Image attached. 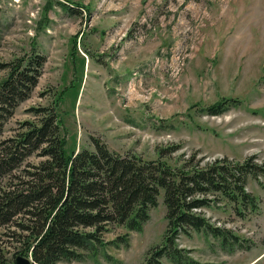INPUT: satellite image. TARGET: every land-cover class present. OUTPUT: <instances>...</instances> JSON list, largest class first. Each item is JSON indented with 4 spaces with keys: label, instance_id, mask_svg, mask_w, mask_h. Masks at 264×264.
I'll list each match as a JSON object with an SVG mask.
<instances>
[{
    "label": "rangeland",
    "instance_id": "obj_1",
    "mask_svg": "<svg viewBox=\"0 0 264 264\" xmlns=\"http://www.w3.org/2000/svg\"><path fill=\"white\" fill-rule=\"evenodd\" d=\"M34 49L46 57L42 75L3 138L35 119L31 107L53 105L68 151L97 138L122 155L155 160L164 150L171 165L251 157L264 167V0H0V62ZM223 99L224 112L203 111ZM244 189L256 206L241 214L222 198L198 209L241 247L206 231L178 246L201 263L264 264V173ZM149 215L140 231L109 225L83 260L58 264H146L167 229L162 195ZM6 230L0 245L13 257L19 243Z\"/></svg>",
    "mask_w": 264,
    "mask_h": 264
},
{
    "label": "trees",
    "instance_id": "obj_2",
    "mask_svg": "<svg viewBox=\"0 0 264 264\" xmlns=\"http://www.w3.org/2000/svg\"><path fill=\"white\" fill-rule=\"evenodd\" d=\"M45 61V55L34 49L0 62V72L6 73L0 79V228H7V242L19 243L13 257L0 245V264H16L18 255L32 264L81 261L84 251L101 242L109 225L140 231L161 195L167 229L160 246L149 250L146 264H163L162 259L171 264H214L201 263L178 246L179 236L191 231L209 232L230 249L241 247L232 242L236 237L212 226L198 209L219 198L234 204L237 214L241 206L254 208L255 199L244 184L247 176L264 173V167L252 163L251 157L242 162L219 159L205 166L192 159L171 165L163 159L164 150L155 160L122 155L97 138L93 148L68 151L53 105L31 107L35 119L3 138L5 123L31 96ZM231 105L223 99L203 111L218 115ZM32 155L41 160L24 165Z\"/></svg>",
    "mask_w": 264,
    "mask_h": 264
},
{
    "label": "water",
    "instance_id": "obj_3",
    "mask_svg": "<svg viewBox=\"0 0 264 264\" xmlns=\"http://www.w3.org/2000/svg\"><path fill=\"white\" fill-rule=\"evenodd\" d=\"M16 264H32V260L28 257L18 255L16 257Z\"/></svg>",
    "mask_w": 264,
    "mask_h": 264
}]
</instances>
